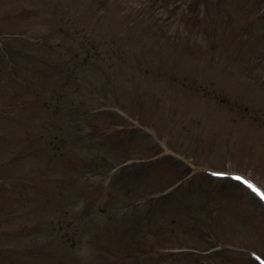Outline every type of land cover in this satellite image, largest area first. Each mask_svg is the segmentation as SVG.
Listing matches in <instances>:
<instances>
[{
    "label": "rangeland",
    "instance_id": "obj_1",
    "mask_svg": "<svg viewBox=\"0 0 264 264\" xmlns=\"http://www.w3.org/2000/svg\"><path fill=\"white\" fill-rule=\"evenodd\" d=\"M194 4L0 0V61L8 63H0V98L19 102L8 111L13 119L20 113L16 123L27 131L14 143L26 150L17 165L0 144V165L8 162L7 170L18 174L0 201V252L12 251L0 264H197L184 246L215 244L221 253L196 252L200 264H247L246 246L264 254L263 207L244 188L204 173L240 176L264 188V20L252 18V0ZM18 49L27 53L20 57ZM74 53L82 69L63 78L62 62ZM71 101L83 110L127 112L71 119L64 105ZM66 130L79 142L52 155L49 139L57 147ZM91 149L116 167L99 174L75 163ZM166 153L188 165L179 186L159 169L157 159ZM134 160L152 167L123 187L122 169ZM151 190L158 212L169 211L157 239L142 227L141 197Z\"/></svg>",
    "mask_w": 264,
    "mask_h": 264
},
{
    "label": "trees",
    "instance_id": "obj_2",
    "mask_svg": "<svg viewBox=\"0 0 264 264\" xmlns=\"http://www.w3.org/2000/svg\"><path fill=\"white\" fill-rule=\"evenodd\" d=\"M260 4V2L259 1H256V3H253V6H255V7H258V6H260L259 5ZM239 15H240V13H239ZM243 16L245 17V16H247V13H244L243 14ZM257 19V18H256ZM25 52H27V51H23L21 54H25ZM21 57V56H20ZM71 60L70 61H68V60H66L65 62H62V63H64L63 65H64V67H63V69H64V71H62V72H64L63 73V78H67V74L68 73H70V72H72V70H75V68H76V70L78 71V70H81L82 69V66H83V62H80V61H78V57H77V55H76V53H74V56H73V54L71 55ZM82 59V58H81ZM0 63L2 64V65H5V63L4 62H2V61H0ZM41 64H43V61H42V63ZM52 69H58V70H62L61 69V67H59L60 66V64L59 65H57L56 63L54 64V63H52L51 61H50V65H49ZM66 76V77H65ZM23 78H24V76H23ZM56 91V90H55ZM54 91V92H55ZM53 92V93H54ZM7 99V98H6ZM6 99H4V98H0V112L2 113V112H4V113H8V115L5 117V121H3L2 119V115H1V113H0V127L2 126V125H6L5 126V129L4 130H1V128H0V132H1V134H3L4 136H6V135H8L10 138L11 137H14V136H18L20 133H23L24 135H25V133H26V130H24L23 128H20V127H18L19 125H16L15 124V122H16V120H14L12 117H10V115H9V111L8 110H11V109H17L18 107H20V106H18L19 105V102H12V103H8L7 104V102H8V99L6 100ZM19 101V100H18ZM44 102V101H43ZM234 104H236V106L239 108V107H244V105H243V103H241V101L240 102H234ZM72 105V104H71ZM22 106H24V104H21V107ZM73 108L75 109V111H78V109L80 108V107H75V106H73ZM80 110V109H79ZM87 110V108L86 109H84L83 110V112H85V114H87L86 111ZM13 113V112H12ZM237 113H239V114H241V112H240V110L239 109H237ZM20 114V113H19ZM18 114V115H19ZM88 114H89V111H88ZM17 115V116H18ZM242 115V114H241ZM258 116V115H257ZM258 118H260L261 119V117H259L258 116ZM9 124V125H8ZM23 137V136H22ZM19 138L20 137H15V139H17V140H19ZM21 141H23V138H21L20 139ZM70 140H73L72 142L74 143L75 141H76V138H74L73 137V139H71V138H66V139H59V141H58V145H67L68 143H69V141ZM7 141H8V139H7ZM89 163L91 164V163H93V164H91V166L92 165H94V164H98V162H96V160L94 159V157H92L91 159H90V161H89ZM90 164H89V166H90ZM97 168V167H96ZM3 169V168H2ZM3 172L4 173H2L1 174V176L3 175V176H5V177H8V172H7V170L5 171L4 169H3ZM2 189L3 190H5V188H4V186H2Z\"/></svg>",
    "mask_w": 264,
    "mask_h": 264
},
{
    "label": "snow or ice",
    "instance_id": "obj_3",
    "mask_svg": "<svg viewBox=\"0 0 264 264\" xmlns=\"http://www.w3.org/2000/svg\"><path fill=\"white\" fill-rule=\"evenodd\" d=\"M251 187V186H250Z\"/></svg>",
    "mask_w": 264,
    "mask_h": 264
}]
</instances>
